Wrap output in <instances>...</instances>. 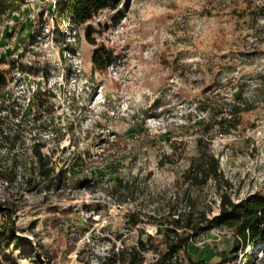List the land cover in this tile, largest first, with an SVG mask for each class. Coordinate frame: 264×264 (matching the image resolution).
<instances>
[{
    "label": "rangeland",
    "instance_id": "374dc122",
    "mask_svg": "<svg viewBox=\"0 0 264 264\" xmlns=\"http://www.w3.org/2000/svg\"><path fill=\"white\" fill-rule=\"evenodd\" d=\"M57 2L1 0L0 231L30 244L5 246L0 264H132L148 235L152 264L165 249L159 222L177 203L183 211L193 198L214 216L222 191L264 194V18L248 15L254 5L122 0L76 25L57 24ZM236 93L248 109L227 133L206 135L227 184L184 183L203 125ZM233 243L230 229L211 228L188 252L218 264ZM230 256L220 264H264V242Z\"/></svg>",
    "mask_w": 264,
    "mask_h": 264
},
{
    "label": "trees",
    "instance_id": "16d2710c",
    "mask_svg": "<svg viewBox=\"0 0 264 264\" xmlns=\"http://www.w3.org/2000/svg\"><path fill=\"white\" fill-rule=\"evenodd\" d=\"M122 0H58L57 2V24L63 19H68L76 25L86 23L91 20L98 11L113 7L116 8ZM247 6L254 5L253 9L248 13L251 18H254L255 13L264 18V0H246ZM1 6V0H0ZM2 12L0 8V13ZM89 35V34H88ZM90 37V35L88 36ZM101 49H97L93 55V63L96 68L104 70L106 64L102 62ZM236 95V103L232 104L228 112L218 110L214 113L213 123L208 122L203 125V130L200 136L197 137V149L199 155L193 157L189 167L181 174L182 181L188 182L192 187H202L210 180L215 182H225L220 169L218 157L211 151V139L206 135L209 134L215 127H220L224 133L231 129L228 123L234 120L239 114L248 108H244L245 104L238 99ZM243 107H242V106ZM231 115L228 118L226 115ZM212 117V118H213ZM236 127V124L233 125ZM219 212L214 216H208L205 210L195 211L196 201L193 198H188L185 210H178L176 205L169 209L168 214L160 220L163 229V243L165 244L164 251L154 248L158 256L152 264H183L180 259V253L188 254V264H210L206 260H194L188 252V246L194 243V240L202 233L209 231L211 228L226 227L230 229L234 236L232 250L220 251L219 256L221 261L218 263H229L231 256L237 253L241 245L256 246L264 242V194L254 193L250 196L234 201L227 192H220ZM136 214H128V220H131L133 226H137L142 220L135 219ZM152 235H148L147 240L139 238L135 251L138 252V258L134 255L131 258L132 264H143L144 253L152 250L147 243L153 240ZM15 242L16 244H30V241L16 234L12 227L8 228V232L0 231V252L4 247ZM218 255V254H217Z\"/></svg>",
    "mask_w": 264,
    "mask_h": 264
}]
</instances>
